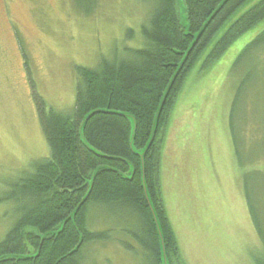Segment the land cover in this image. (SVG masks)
Masks as SVG:
<instances>
[{
  "label": "rangeland",
  "instance_id": "1",
  "mask_svg": "<svg viewBox=\"0 0 264 264\" xmlns=\"http://www.w3.org/2000/svg\"><path fill=\"white\" fill-rule=\"evenodd\" d=\"M259 1L250 0L242 11ZM154 8L153 0H0V240L15 219L11 185L32 161L50 155L41 99L47 110L70 112L76 68L140 45L141 27ZM263 27L205 64L223 31L217 34L185 81L164 130L161 188L184 264H264V176L255 179L252 215L230 124L237 100L235 123L247 121L251 134L264 130V44L242 56ZM259 139L262 149L252 154L249 169L264 173ZM96 213L90 218L102 214ZM94 227L109 226L97 218ZM112 234L85 250V264H145L142 250L123 247L121 231Z\"/></svg>",
  "mask_w": 264,
  "mask_h": 264
},
{
  "label": "trees",
  "instance_id": "2",
  "mask_svg": "<svg viewBox=\"0 0 264 264\" xmlns=\"http://www.w3.org/2000/svg\"><path fill=\"white\" fill-rule=\"evenodd\" d=\"M153 1L140 45L76 68L70 112L47 110L41 99L50 155L32 161L10 187L15 219L0 240V264H85L87 248L119 231L121 245L142 250L145 264H164L163 247L167 264H184L161 188L164 130L185 81L217 34L223 31L205 64L264 22V0L244 11L250 0ZM262 44L264 27L242 56ZM236 104L231 134L253 215L252 189L264 173L249 165L262 149L264 130L251 134L247 121L239 127ZM92 212L102 214L91 219ZM97 218L109 227L94 229Z\"/></svg>",
  "mask_w": 264,
  "mask_h": 264
},
{
  "label": "water",
  "instance_id": "3",
  "mask_svg": "<svg viewBox=\"0 0 264 264\" xmlns=\"http://www.w3.org/2000/svg\"><path fill=\"white\" fill-rule=\"evenodd\" d=\"M163 102H164V100H163ZM162 104H163V103H162ZM161 106H162V105H161ZM163 260H164V264H167L164 247H163Z\"/></svg>",
  "mask_w": 264,
  "mask_h": 264
}]
</instances>
